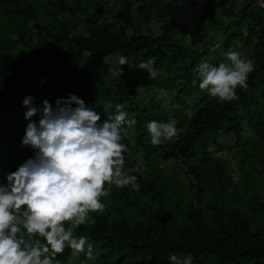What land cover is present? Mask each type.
I'll use <instances>...</instances> for the list:
<instances>
[{
    "label": "trees",
    "instance_id": "obj_1",
    "mask_svg": "<svg viewBox=\"0 0 264 264\" xmlns=\"http://www.w3.org/2000/svg\"><path fill=\"white\" fill-rule=\"evenodd\" d=\"M116 1L111 12L105 0H0V182L34 157L21 143L26 97L39 108L75 94L102 120L122 104L136 121L122 142L139 190L105 185L103 211L75 230L95 258L66 248L53 264H172L189 253L193 264H264V10L258 0ZM229 51L254 70L222 102L196 69ZM150 59L154 79L138 68ZM170 118L178 135L153 146L147 125ZM235 152L238 179L225 158Z\"/></svg>",
    "mask_w": 264,
    "mask_h": 264
},
{
    "label": "clouds",
    "instance_id": "obj_2",
    "mask_svg": "<svg viewBox=\"0 0 264 264\" xmlns=\"http://www.w3.org/2000/svg\"><path fill=\"white\" fill-rule=\"evenodd\" d=\"M118 63L124 66L128 60L120 55ZM153 65L150 59L138 68L154 79ZM253 70L254 62L236 51L226 53L219 65L203 61L196 69L199 87L222 102L238 98L237 88H247ZM34 99L29 96L23 101L28 108L25 119L31 122L21 141L34 150V157L7 173L6 183L0 182V264H53L66 248L92 260L90 237L78 236L75 230L88 222L89 213L103 211L101 197L110 194L105 185L139 190L137 176L131 174L135 169L125 168L127 145L122 142V126L132 127L136 121L127 118L122 104L102 120L75 94L57 98L55 105L45 99L39 108L33 106ZM36 116L38 122L33 120ZM147 129L153 146L179 133L174 118L152 121ZM170 260L193 264L190 253L171 255Z\"/></svg>",
    "mask_w": 264,
    "mask_h": 264
},
{
    "label": "rangeland",
    "instance_id": "obj_3",
    "mask_svg": "<svg viewBox=\"0 0 264 264\" xmlns=\"http://www.w3.org/2000/svg\"><path fill=\"white\" fill-rule=\"evenodd\" d=\"M31 3L35 4L36 6L42 2H44L45 0H29ZM108 6V10L111 12H116L117 10V6L118 2L116 0H105ZM6 26L2 23L1 21V17H0V31L5 30ZM241 56L244 55L243 52L240 53ZM210 61V60H209ZM112 66V63H111ZM188 103H186L187 105ZM13 131H9V134H12ZM252 140H254V138L252 137ZM237 157H238V153L235 152L234 156L229 155H225V158H230V161L228 162V169L231 172L232 176H234L236 179L239 178L240 176V172L237 166ZM258 176H256V174L254 172H251V176H250V180L255 182Z\"/></svg>",
    "mask_w": 264,
    "mask_h": 264
},
{
    "label": "built area",
    "instance_id": "obj_4",
    "mask_svg": "<svg viewBox=\"0 0 264 264\" xmlns=\"http://www.w3.org/2000/svg\"><path fill=\"white\" fill-rule=\"evenodd\" d=\"M250 1H253V0H250ZM257 4H258V6H259L261 9L264 10V6H262V4H264V0H258V1H257Z\"/></svg>",
    "mask_w": 264,
    "mask_h": 264
}]
</instances>
